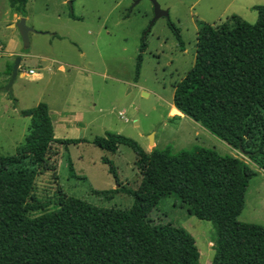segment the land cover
I'll return each mask as SVG.
<instances>
[{
	"label": "rangeland",
	"instance_id": "rangeland-1",
	"mask_svg": "<svg viewBox=\"0 0 264 264\" xmlns=\"http://www.w3.org/2000/svg\"><path fill=\"white\" fill-rule=\"evenodd\" d=\"M10 1L0 0V18L20 5L12 0V6ZM28 2L24 13L29 16L27 25L38 33L30 34L31 45L22 50V69L40 67L43 79L18 75L9 89L11 75L5 70L4 60L0 62V153L17 155L30 127L31 119L22 117L15 107L31 109L39 103L49 105L53 122L59 126L57 138L86 141L68 146L54 144L50 163L56 165L58 178L53 171L38 176L35 197L41 204L54 209L60 185L68 195L99 207L133 206L134 198L127 194L104 196L94 192L122 186L137 189L142 179L131 148L121 145L112 154L93 143L108 131L136 140L148 153L154 148L169 147L178 153L205 147L221 155L244 158L260 174L250 182L239 221L264 225V169L174 105L175 87L195 63L200 27L233 16L255 24L258 12L254 7L264 5V0H157L163 10L169 11V17L163 16L153 25L151 0ZM3 22L0 43L11 32ZM147 31L138 75V57ZM16 34L20 36V31ZM83 52L85 57L81 56ZM14 63L8 64L13 68ZM61 65L66 67L65 72L60 71ZM120 112H124L123 118ZM125 118L130 121L126 123ZM103 158L113 162L118 179ZM189 208L170 195L159 203L152 217L172 242L185 233L192 235L201 254L199 264H210L215 254V227L192 215Z\"/></svg>",
	"mask_w": 264,
	"mask_h": 264
},
{
	"label": "trees",
	"instance_id": "trees-1",
	"mask_svg": "<svg viewBox=\"0 0 264 264\" xmlns=\"http://www.w3.org/2000/svg\"><path fill=\"white\" fill-rule=\"evenodd\" d=\"M27 3L20 0L23 14ZM254 9L255 24L233 16L200 27L195 63L176 85L174 105L264 169V5ZM20 114L31 119L25 142L15 156L0 153V264H199L194 237L182 232L172 242L152 217L170 195L198 219L213 223L211 264H264V225L239 221L250 182L260 174L244 158L205 147L178 153L154 148L148 153L136 140L108 132L93 143L112 154L121 145L131 148L142 179L137 189L94 192L127 194L134 198L133 206L99 207L68 195L59 185L55 208L49 210L36 199L35 189L43 172L53 171L58 178L56 165L50 163L54 144L86 141L56 139L46 103ZM103 163L118 179L113 162L103 158Z\"/></svg>",
	"mask_w": 264,
	"mask_h": 264
},
{
	"label": "crops",
	"instance_id": "crops-1",
	"mask_svg": "<svg viewBox=\"0 0 264 264\" xmlns=\"http://www.w3.org/2000/svg\"><path fill=\"white\" fill-rule=\"evenodd\" d=\"M30 1V0H29ZM15 2H20V0H15ZM29 3V2H28ZM27 3V5H28ZM10 4H15L12 0L10 1ZM27 5H26V8H27ZM15 10V11H13ZM10 12H6V15H4L2 18H0V22H3V24L5 22H7V25H6V28L9 29L11 32L9 34H6L4 39H2L1 43H0V62L2 60H4L3 62L4 63V66H5V70L8 71V75L10 76L11 75V78H12V72H13V68L9 66V62L11 61H15L16 62V59L18 57H21L22 60H21V63H20V66H19V70H18V75H20V77L22 78H30L32 80H41L43 79V73L41 72L42 69H40V67L38 69H29L28 71L22 69V63H23V54H22V50L23 49H28L30 47V43H29V46H27L23 40V36H22V33L20 31V29L18 28V24L20 23V21L24 18L26 20V24H27V21L29 19V16L27 15H24L21 10H20V5H16L14 6V9ZM71 17H73V15H71ZM28 26V25H27ZM30 28H33V27H30ZM16 30H19L20 31V36H18L16 34ZM34 31H31L29 32V41H30V34L31 33H38L34 28H33ZM50 35H53L54 34H50ZM81 56L85 57V53H81ZM15 65V63H14ZM72 66V65H71ZM74 67V66H73ZM76 68V67H75ZM60 71L62 72H65L66 71V67L64 65H61L60 66ZM30 70H34L35 74L34 75H30L29 74V71ZM49 70H51L49 68ZM18 77V76H17ZM174 93H175V90H174ZM8 97V96H7ZM8 102V101H7ZM10 105H11V102H9ZM40 104V103H39ZM38 104V105H39ZM47 104V103H46ZM48 105V104H47ZM49 107V105H48ZM15 111L18 110V112L20 113L21 110H26V109H20L19 106L18 107H15L14 109ZM49 112H50V115H51V118H52V113H51V110L49 108ZM21 115V114H20ZM120 117L123 118L124 117V112H120L119 113ZM22 116V115H21ZM180 116V115H179ZM24 117V116H22ZM183 117V116H181ZM125 121L126 123H128L130 120L128 118H125ZM52 122H53V119H52ZM138 124V122L136 123ZM53 127H54V137L58 140H69V139H59L57 138V134L59 133L58 131V123H54L53 122ZM55 132H56V135H55ZM108 133V131L106 132V134ZM119 134V133H117ZM26 136V135H25ZM80 140V139H78ZM23 144V143H22ZM152 145V143H151ZM150 145V146H151ZM65 146H68V145H65ZM120 148V147H119ZM119 150V149H118ZM147 151V150H145ZM148 152V151H147ZM136 164V163H135ZM211 264V263H210Z\"/></svg>",
	"mask_w": 264,
	"mask_h": 264
},
{
	"label": "water",
	"instance_id": "water-1",
	"mask_svg": "<svg viewBox=\"0 0 264 264\" xmlns=\"http://www.w3.org/2000/svg\"><path fill=\"white\" fill-rule=\"evenodd\" d=\"M154 4V10H155V18L152 22V25L154 24V22L158 19H160L161 17L165 16V17H169V11L167 10H163L162 7L160 6V4L157 2V0H151ZM71 4V2H69ZM18 28L20 29L22 36H23V40L25 42V44L27 46H29V32L34 31L33 28H30L29 26H27L26 24V20L23 18L20 23L18 24ZM22 58L18 57L16 59L14 68H13V72H12V78L9 84V89L12 87L14 80L17 78L18 76V70H19V66L21 63ZM152 144H154L153 142V138L151 139Z\"/></svg>",
	"mask_w": 264,
	"mask_h": 264
},
{
	"label": "built area",
	"instance_id": "built-area-1",
	"mask_svg": "<svg viewBox=\"0 0 264 264\" xmlns=\"http://www.w3.org/2000/svg\"><path fill=\"white\" fill-rule=\"evenodd\" d=\"M29 74H30V75H34V74H35L34 70H30V71H29Z\"/></svg>",
	"mask_w": 264,
	"mask_h": 264
}]
</instances>
